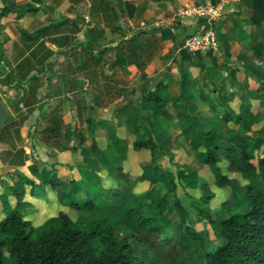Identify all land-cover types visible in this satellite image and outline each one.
I'll list each match as a JSON object with an SVG mask.
<instances>
[{
    "label": "trees",
    "instance_id": "obj_1",
    "mask_svg": "<svg viewBox=\"0 0 264 264\" xmlns=\"http://www.w3.org/2000/svg\"><path fill=\"white\" fill-rule=\"evenodd\" d=\"M87 1L90 13L109 10L115 19L122 17L124 10L131 16L135 9L123 0ZM246 1L254 9L251 20H261L264 17V0ZM112 2H116V6ZM16 7L13 4L0 7V16L7 15ZM27 8L38 9L32 5ZM117 8L120 12L116 11ZM120 28L127 29V25ZM171 28L176 29L175 40L178 31L181 38L177 47H180V96H183L188 75L181 62L194 55L182 48L181 43L190 34V29L174 22L170 26L159 27V30L170 31ZM88 31L92 35L82 44L84 52H92L100 47L97 42L100 33L98 24ZM40 32L41 29L37 31ZM20 35L28 53L7 70L3 80L6 85L13 81L15 85L24 81H38L40 75H29L30 71L37 68L42 72L49 66L52 50L47 48L44 41L38 37L34 39V33L23 30ZM159 42V36L147 34L144 30H137L128 38L122 36L115 47L116 58L110 66L117 64L126 68L128 64H134L142 70L159 49ZM194 54L198 56L199 51ZM68 80L67 75H60V84L65 92H68ZM36 88L34 84L30 87L32 102H38L34 96ZM48 94L51 96L55 93ZM167 96L166 85L161 81L143 91L138 110L131 121L135 134L131 143L117 134L105 149L99 147L95 140L88 147L82 144V139L77 142L83 163L88 161L92 149L105 162L101 168H88L82 177H71L64 181L43 166L38 183L19 173L22 182L20 188L17 191L11 188L15 191L17 203L23 200L24 184L29 185L28 194L36 198H42L48 185L55 192L58 202L74 210L77 217L72 219L67 212L59 210L56 215L35 225L17 209L10 210L0 218V264H190L196 251L201 253L199 264H264V154H255L264 131L252 132L251 150L246 141L237 140L239 136L234 134L230 123L235 116L236 119L239 117L231 109L230 98L226 94L218 93L215 98V102L223 107L219 118L225 128L224 139L220 140L214 128L201 132L200 138L204 148L203 163L214 169L216 187H227L229 194L220 207L213 210L209 205L213 194L208 183L203 182L199 185L200 195L192 201L197 214L205 217L215 230L218 242L207 247L202 234L193 227L180 199L174 198L170 203L168 195L176 189L171 175L168 190L163 194H151L150 188L136 193L137 182L150 179L157 170L154 130L150 125L144 129L142 118L146 117V122L150 124L151 116L164 110ZM24 102L30 104L29 100L24 99ZM246 112L251 113L248 109ZM183 114V118L196 120L193 115ZM138 119L141 121L136 122ZM88 121L91 119L88 118ZM60 123L58 116H52L51 123L45 128L46 140L59 137ZM0 140H4L1 134ZM54 145L62 150L68 148L57 142ZM130 148L149 152V160L141 166V173L137 176L130 175L123 167ZM10 163L23 165L24 157L13 155ZM184 175L182 169L177 168V177L183 178ZM218 214L222 216L217 218ZM181 243L190 245L189 249H184Z\"/></svg>",
    "mask_w": 264,
    "mask_h": 264
},
{
    "label": "rangeland",
    "instance_id": "obj_2",
    "mask_svg": "<svg viewBox=\"0 0 264 264\" xmlns=\"http://www.w3.org/2000/svg\"><path fill=\"white\" fill-rule=\"evenodd\" d=\"M17 1L20 3L17 9L21 17L19 22L6 21L8 32L0 33V103L9 113L6 125L0 128V134L4 137L3 141L0 140V218L10 210L17 209L35 225L40 224L49 216L56 215L59 210L67 212L72 219H76V212L61 205L55 192L48 185L45 186L46 193L42 194V198H36L28 194L29 185L24 184L22 186L24 190L23 200L17 203L15 191L12 189L17 191L20 188L22 182L19 173L34 179L38 183L43 166H46L49 172H54L56 177L64 181H68L71 177H82L84 170L88 168H101L105 162L92 149L88 161L83 163L79 147L76 146L77 142L82 139V144L88 147L91 141L95 140L99 147L105 149L113 141V136L117 134L125 137L131 143L135 138L131 121L138 110L143 91L153 88L159 80L163 81L165 77L169 79L171 85L169 90L173 91V86L175 87L179 81V75H159V71L150 74L149 79H136L135 76L120 74L99 75L98 80L101 82L99 86L93 89L96 92L95 98L89 94V86L87 89L82 86L79 87L77 78L81 75H67L70 80L67 84L68 92H65L60 84V75H57V72L60 71L59 65L52 66L55 75H40L38 81H24L20 85H15L13 81L10 85H6L3 82L4 73L13 66L18 53L25 45L19 37L16 23L19 24L20 28L28 31L49 21L65 18V29H69L71 33H76L77 26H74L72 21L75 22L76 19H80L84 24H91L93 19L100 23V26L105 24L114 28L116 39L137 30H144L147 34L154 33L156 35L159 27H167L171 24L169 25V22L165 20L167 15L157 18V23H153L152 20L150 23V21L143 19L142 13L137 12L130 16L126 10L119 19L113 18V14L109 10L105 12L95 10L96 16L94 15L91 19V17L88 18L87 0ZM193 1L198 4L204 0ZM112 4L116 6V2H112ZM30 5L37 7L38 11L28 12L26 7ZM116 11L120 12L118 8ZM143 20L145 22L141 23ZM124 22L127 24V30L120 28ZM48 31L47 33L50 34L54 30L51 27ZM262 56H264V48L256 49L254 58L257 61L255 65L264 69V57ZM200 59L197 56L193 57L192 61L198 66ZM172 62H175V58L172 59ZM171 65L164 66L165 72L170 71ZM224 68L227 69L228 67ZM1 69L4 73H1ZM226 72L227 75H221L222 84L218 88L220 90L218 93L227 94L230 98V107L239 117L236 119L235 116L230 126L234 128V134L239 136L237 140L240 138L246 141L251 150L252 132L260 129L264 131V71L263 73L256 72L253 75L250 69L251 75H239L240 80L237 81L234 75H230V70H226ZM211 76L213 75H192L186 86L190 95L186 96L185 92L183 96H178L171 92L165 100L164 110L151 116L150 124L146 122V117L142 118L143 128L145 129L150 125L154 130V140L157 146L155 150L157 170L150 179L138 181L135 187L136 193L150 188L151 194L161 195L168 190V178L171 175L176 189L174 193L168 195L170 203L174 198L180 199L187 210L193 227L202 234L209 248L218 242L215 230L205 217L197 214L192 201L200 195L199 185L203 182L208 183V188L213 194L209 202L213 210L218 209L229 194L227 187H216L214 169L202 161L204 148L201 144L200 133L209 128H214L218 131L220 140H223L225 136V128L221 125L219 118L223 107L214 103L216 95L212 100L210 98L213 96L209 89L208 91L205 90L209 96H202L197 92L198 88L200 89L201 85L206 83L204 82L205 77L208 78L209 82ZM103 77L105 78L102 79ZM110 82L112 83L111 87H105ZM192 82H195L198 88H193ZM229 83L234 84V87L226 89ZM33 84L37 86L34 96L38 98V102H32L33 96H31L30 87ZM205 87H207V83ZM52 92L55 94L50 96L48 93ZM23 98L29 100L30 104H26ZM118 98L120 100L116 102V106H109L112 100ZM129 99L128 105L135 104L132 109L128 106L124 108V104ZM181 103H184L185 106H180L181 109L179 110L178 106ZM245 107L251 113H247ZM183 113L193 115L196 120L183 118ZM54 115L61 119L60 135L56 139L46 140L45 128L51 123ZM88 118L91 119L90 122ZM140 121L139 119L136 120V122ZM55 142L68 148L62 150L54 145ZM255 154H264V134ZM13 155L24 157L23 165L17 166L10 163ZM148 160L149 152L147 150L130 148L127 158L123 162V167L130 175L137 176L141 173V166ZM221 164L223 165L224 162ZM177 168L182 169L185 173L183 178L177 177ZM170 211L174 217V210L171 208ZM221 216L222 214L216 215L217 218ZM181 246L184 249H189L190 245L181 243ZM200 260L201 253L196 251L194 260L190 264H199ZM7 261L5 257V262Z\"/></svg>",
    "mask_w": 264,
    "mask_h": 264
},
{
    "label": "crops",
    "instance_id": "obj_3",
    "mask_svg": "<svg viewBox=\"0 0 264 264\" xmlns=\"http://www.w3.org/2000/svg\"><path fill=\"white\" fill-rule=\"evenodd\" d=\"M123 1H128L135 7L131 16H133V13L140 12L142 13L143 19L146 21L149 22L152 20L153 23H157V18L167 15L168 17L165 20L169 22V25L173 24L174 15L179 9L183 8L184 5L195 4L193 0ZM8 4L17 5V7L7 15L0 16V33L2 32L3 34L8 32V25H6V21L11 20L14 22H19L21 18L20 12H17V9L19 8L18 5H20V3L17 0H0V7ZM87 6L88 18L91 17L92 19L94 15L96 16V13H94L95 10L93 13H90L88 1ZM26 9L28 12L38 11V9L32 10L28 9L27 7ZM253 12L254 9L246 0L233 4L232 10L224 18L218 21V46L214 49L199 51L198 57L201 59L199 60L198 66L197 63L192 61V58L181 62L187 71L188 81L191 80L192 75H213L210 77L209 82L208 78L205 77L204 82L207 83V87H205V83L204 85L202 84L199 89L198 86L195 85V82L191 83L193 88H198L197 92L199 95L209 96L208 93L205 92V90L208 91L209 89L213 96L210 99L214 100V96L218 95V91H220L218 88H220L222 84L221 75H227L226 70H230V75H234L236 81L240 80L239 75H251V72H249L250 69L253 72V75L254 73L256 74V72L263 73L264 69L255 65L257 59L254 58V55L256 49L258 50V48H264V17L258 22H253L251 20ZM145 20L141 21V23H144ZM92 21L93 22L91 24H84L80 19H76V23L72 21L73 25L77 26L76 33H71L69 32V29H65V18L49 21L42 26L34 27L28 31L20 28L19 24L16 23L22 43L25 42L20 35L21 30L28 33H34V39L38 37L39 40H43L47 48L52 50V54L48 59L49 66H47V69L39 72L36 68L31 70L29 75H55V71L52 66L59 65L60 71L57 72V75H81L77 78L79 87L82 86L84 89H87V86H89L88 92L93 98L96 96V92L93 89L94 87L99 86V83L101 82L98 80L99 75L120 74L135 76L136 79H149L151 76L150 74H152L154 71H159V75H179L180 80V73L178 70V64L180 61V47H177V43L179 40L181 41V38L178 30V34L176 35L177 40L174 38L176 33V29L174 28H171L170 31H158L156 35L160 38V49L157 54L146 64L144 69L139 70L134 64H128L126 68H121L117 64L110 66L116 58L115 47L122 37L116 39L114 28H112L110 25L101 24L100 26V23L94 21L93 19ZM152 22L150 21V23ZM96 23L98 24V29L100 31L97 38V42L100 44V47L94 49L92 52H84L82 50V44L85 42L88 36L92 35L88 29L95 27ZM125 25H127L126 22L123 23V26ZM51 27L54 31L53 33L51 32L49 34L47 31L50 30ZM187 28L190 29V27ZM39 29H41V32L37 33ZM133 33L129 35L125 34L123 38H128ZM70 35H75V37ZM181 47L183 48V42L181 43ZM99 49H102V51L99 52ZM27 53L28 51L24 45L18 53L13 66L22 58V56L26 55ZM191 54L194 55L193 57H197L194 53ZM173 58H175V62H172ZM31 62H34V60H31ZM170 64H172L170 66V71L165 72L166 68L164 69V66ZM224 67L228 68L226 69ZM104 78L105 77L102 79ZM161 83L166 85L168 96L171 94V92L172 94L180 96L179 81H177L175 87L173 86V91L169 90L171 85L167 77L163 78ZM111 84L112 83L110 82L109 84H106L105 87H111ZM231 87H234V84L229 83L227 84L226 89ZM184 94L186 96L190 95L189 91H187V87H185ZM210 99H208L209 102ZM119 100L120 98L112 100L109 106H116L115 104ZM128 103H130V99L126 101L124 108H126V106L130 107L131 109L135 107V104L128 105ZM216 104L218 105V103ZM180 106L185 105L184 103L179 104V110L181 109Z\"/></svg>",
    "mask_w": 264,
    "mask_h": 264
},
{
    "label": "built area",
    "instance_id": "obj_4",
    "mask_svg": "<svg viewBox=\"0 0 264 264\" xmlns=\"http://www.w3.org/2000/svg\"><path fill=\"white\" fill-rule=\"evenodd\" d=\"M244 0H206L179 9L173 20L190 27V34L183 41V48L191 53L214 49L218 46V21L231 10L232 5Z\"/></svg>",
    "mask_w": 264,
    "mask_h": 264
},
{
    "label": "water",
    "instance_id": "obj_5",
    "mask_svg": "<svg viewBox=\"0 0 264 264\" xmlns=\"http://www.w3.org/2000/svg\"><path fill=\"white\" fill-rule=\"evenodd\" d=\"M9 113L7 109L0 103V127H2L7 120Z\"/></svg>",
    "mask_w": 264,
    "mask_h": 264
}]
</instances>
